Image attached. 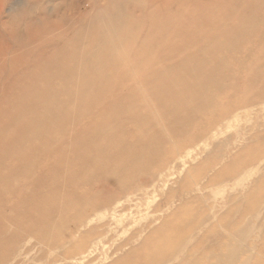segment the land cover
Segmentation results:
<instances>
[{"label": "bare ground", "instance_id": "bare-ground-1", "mask_svg": "<svg viewBox=\"0 0 264 264\" xmlns=\"http://www.w3.org/2000/svg\"><path fill=\"white\" fill-rule=\"evenodd\" d=\"M26 1L17 11L19 0H0V264L39 261L63 249L54 264L107 244L108 212L115 217L131 209L123 202L147 194L139 179L155 192L166 146L168 157L180 155L168 134L184 148V123L193 121L198 132L217 126L225 81L242 84L237 106L264 99V88L250 96L264 80V0ZM231 21L236 25L222 30ZM219 49L227 53L218 56ZM229 103L225 112L236 109ZM150 121L157 129L148 128ZM229 166L234 172L242 165ZM173 205L168 199L155 211L172 212V221L156 228L152 221L142 243L111 264H236L241 253V264H264V244L254 256L256 246L246 245L249 223L229 222L226 252L217 255L200 245L228 222L217 224L208 208L195 247L201 229L182 233L198 214ZM183 219L186 227L177 223Z\"/></svg>", "mask_w": 264, "mask_h": 264}, {"label": "rangeland", "instance_id": "rangeland-1", "mask_svg": "<svg viewBox=\"0 0 264 264\" xmlns=\"http://www.w3.org/2000/svg\"><path fill=\"white\" fill-rule=\"evenodd\" d=\"M26 2V0H19L20 5L15 6L16 10L19 11L26 9ZM15 13L17 14V12ZM20 21L23 22L22 19H20ZM236 22L237 21H231L229 22L230 24L227 23L225 26L222 25V30H225L226 28H228V30L232 29L233 26L236 25ZM261 31H264V28H262ZM261 34L264 35V32ZM20 37L23 42L26 40L23 35H20ZM203 39L205 38L200 37V40ZM217 53L218 56H221L222 53L226 54L227 51L219 49L217 50ZM235 56L240 57L239 54ZM228 57H230L229 54H227V57L224 60L226 63H230ZM94 61L96 60L94 59ZM108 63L109 62L106 63V66H109ZM235 66V63L231 64V68ZM226 74L229 73L226 72ZM237 83L234 88L229 87L228 82L226 81L223 83L225 93L221 92L220 95L222 96L223 94V96L221 97L218 95L217 97V116L221 114L224 115L219 118L216 127H214L215 125L213 124V129L210 126L209 128L198 132V127L194 126L195 123L193 121L184 123V125H182V127L186 129L182 135L183 139L186 141L184 148H181L180 144L177 145V138L174 134H168L167 137L169 144L175 146V153L180 149L178 151V154L180 155L168 157L171 150L169 149L170 147L168 148V146H166L165 165L156 170L159 172V176L155 183V192L152 190L149 191L148 186L139 179L137 181L139 191L146 192L147 194L141 196L138 202H123L121 206L130 207L131 209H128L125 212H119L118 215L115 216L116 218H119H117L118 220L113 216H109L113 213L112 209L108 212L107 216L109 220H113V223L109 225L110 227L107 230H104L107 244H101L92 249L89 254L76 256L73 260L61 256L57 263L54 264H59L60 262V264H90L91 262H94V264H111L118 259L127 257L131 249L138 247L148 236L150 229H147L146 227L149 226L152 221L154 222V228L162 225L164 222L172 221V217L174 216L172 212H155L157 208L164 205L168 199H170L171 204H174L171 207L172 210H174V206L187 204V208L191 212L196 213H194V215L197 216L198 214L196 222L190 224L188 227H186L185 219L177 221L178 224L183 222L182 225L186 227V233H182V236L191 235L190 228L194 229L197 227L201 229V227H199L201 219H204L208 215L207 211H209L208 208L210 207L211 210H215L217 213V224L220 220L221 222H228L226 225L224 223V231L220 228L217 229L215 234L209 237V240L204 241L200 245V248H204V250L208 251L211 250V252L217 251V255H223L226 252L225 245L228 242L225 230H229L227 227L229 222L234 221V225L237 226L244 224L245 222V224L249 223L251 225V230L246 234V245H255L257 250L253 251L252 255H256L258 249L260 250L264 244V241L262 240L264 239V99H255L250 104L245 105V107L243 105H240L241 107L239 105L237 106V103H240L239 101L243 98L242 95L244 94L241 82ZM253 86L254 88L251 90L252 93H250V96L260 93L264 88V80L256 81ZM238 88H240V91L237 92ZM230 90L233 92L228 93ZM238 93L241 94L240 97H238ZM223 97H225V99ZM246 97H249V95L244 98ZM236 98H238L239 101L236 100ZM228 99L231 100L230 103ZM223 100L226 101L224 102ZM227 102L229 104L236 103V109L225 112V104H227ZM218 110L220 114L218 113ZM208 112L209 115L210 113L212 115V112L214 113L216 111L212 108ZM211 120H213L212 116L205 119L204 122L206 121L205 123H209ZM159 124L158 125L161 126L160 129L166 130V125L162 122ZM147 126L148 128L151 127L150 129L152 130L157 129L155 124L151 121L147 123ZM193 130L197 131L195 132ZM211 130L214 131L211 132ZM198 133H200V135H197V141L194 143L198 146L197 147L193 145V139H191L190 136H194ZM256 148H259L260 150H257ZM189 149L191 150L189 151ZM250 156L253 157V159L247 160ZM234 161H238L242 166L236 167L234 172H230L232 168L229 165L231 164V166H233ZM189 172L192 173L190 174ZM225 173H228L229 175ZM188 174L190 175V178L188 179L189 181H186L185 176H188ZM253 192L256 197L249 201V196ZM20 197L21 195H19V198ZM202 199H204V201ZM20 206L22 207L21 211H24L25 206ZM239 211L242 213L241 215ZM256 211L257 214L254 216ZM1 213L8 215L9 211L2 210ZM233 215L234 217H232ZM240 218H243L242 221ZM120 219L121 221H119ZM98 220L96 218L93 222L95 221L94 223L100 224L101 221L99 220V222ZM85 230H88V228H85ZM82 231H84V228ZM198 232L199 235H195V247L197 246L198 239H200V235L202 236L206 233V228H203V231L201 229ZM126 242H131V244L128 246H121ZM69 245L70 244L65 245L64 248H69ZM37 248L41 250L43 246L38 245ZM62 251L63 249L52 251L54 253H52V255L49 252L45 253L39 261H36V258L32 257L27 263L23 264H49L52 261L53 256L60 255V252ZM241 260L242 253L241 259L236 264H241ZM203 263L215 264V261H207V259H203ZM216 264L225 263L220 262L217 259Z\"/></svg>", "mask_w": 264, "mask_h": 264}]
</instances>
